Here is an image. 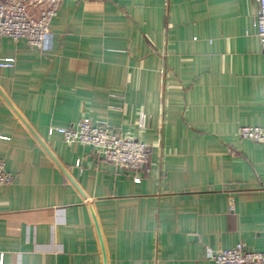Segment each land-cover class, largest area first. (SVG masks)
Segmentation results:
<instances>
[{
	"label": "crops",
	"instance_id": "obj_1",
	"mask_svg": "<svg viewBox=\"0 0 264 264\" xmlns=\"http://www.w3.org/2000/svg\"><path fill=\"white\" fill-rule=\"evenodd\" d=\"M255 0H61L42 50L0 38V264H214L264 255V45ZM147 120L137 126L138 113ZM151 146L119 171L50 128ZM78 164V165H77ZM135 178L140 182L136 183Z\"/></svg>",
	"mask_w": 264,
	"mask_h": 264
},
{
	"label": "built area",
	"instance_id": "obj_2",
	"mask_svg": "<svg viewBox=\"0 0 264 264\" xmlns=\"http://www.w3.org/2000/svg\"><path fill=\"white\" fill-rule=\"evenodd\" d=\"M61 0H0V38L13 42L24 41L32 49L42 50L44 41L50 35V24L55 18ZM259 10L254 26L256 37L264 45V0H255ZM14 59H0V69H13ZM147 117L138 113L137 126L146 127ZM48 135L58 134L66 144H80L94 149L101 158L115 166L119 171L148 172L151 146L134 139L114 133L103 122H92L88 117L81 118L70 128H50ZM241 140L264 144V127L240 126L236 131ZM78 165V164H77ZM12 176L6 172L0 160V187L10 186ZM136 183L140 182L135 178ZM204 257L214 264H264V255L236 244L230 249H205ZM2 264V262H1Z\"/></svg>",
	"mask_w": 264,
	"mask_h": 264
}]
</instances>
